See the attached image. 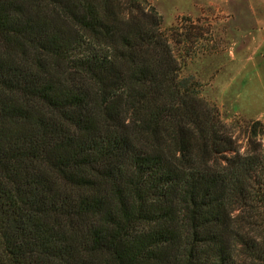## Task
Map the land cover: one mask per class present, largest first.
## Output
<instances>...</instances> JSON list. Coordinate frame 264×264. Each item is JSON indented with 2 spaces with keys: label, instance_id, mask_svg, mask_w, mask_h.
<instances>
[{
  "label": "trees",
  "instance_id": "trees-1",
  "mask_svg": "<svg viewBox=\"0 0 264 264\" xmlns=\"http://www.w3.org/2000/svg\"><path fill=\"white\" fill-rule=\"evenodd\" d=\"M181 73L145 1L0 0V264H264V125Z\"/></svg>",
  "mask_w": 264,
  "mask_h": 264
},
{
  "label": "rangeland",
  "instance_id": "rangeland-1",
  "mask_svg": "<svg viewBox=\"0 0 264 264\" xmlns=\"http://www.w3.org/2000/svg\"><path fill=\"white\" fill-rule=\"evenodd\" d=\"M162 18V31L241 150L254 122L264 125V0H140ZM149 8V7H147Z\"/></svg>",
  "mask_w": 264,
  "mask_h": 264
}]
</instances>
